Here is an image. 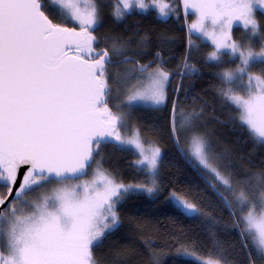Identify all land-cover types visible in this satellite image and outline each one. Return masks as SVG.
<instances>
[{
    "label": "snow or ice",
    "instance_id": "1",
    "mask_svg": "<svg viewBox=\"0 0 264 264\" xmlns=\"http://www.w3.org/2000/svg\"><path fill=\"white\" fill-rule=\"evenodd\" d=\"M47 3L79 30L53 23L45 0H0V188L6 189L0 192L4 242L0 264H99L93 248L120 226L117 205L139 195L155 198L163 191L158 182L161 148L154 142L146 144L138 128L131 135H122L121 129L129 127V112L135 107L159 109L167 104L170 73L163 68L151 72L148 65L124 55L120 62L135 68L128 69L119 89H114L108 66L113 54L123 55V48L114 41L110 54L93 46L100 17L96 0ZM182 4L185 14L197 17L190 29L215 48L207 60L220 69L215 73L222 85L220 94L238 110L239 123L254 142L264 144V27L255 15L258 8L264 9V0H182ZM150 7L160 17L174 12L158 0H118L112 14L120 20L134 8L147 12ZM235 25L245 30L244 42L233 39ZM254 38L260 43L258 52L251 47ZM225 55L238 60V66L224 67ZM254 67H261V74L254 73ZM183 68V76L199 73L187 58ZM145 79L148 83L138 86ZM114 91L119 102L110 107ZM177 115L173 102L171 133L181 154L223 187L222 192L209 183L240 230L248 264H264V173L256 183L247 177L234 181L218 165L207 138L196 131L200 113L181 110L179 119ZM182 136L187 151L181 146ZM102 144L135 150L140 157L135 166L148 182L126 184L116 179L96 159ZM93 164L91 179H85ZM34 193L39 195L32 198ZM168 201L189 218L202 214L196 203L175 191L168 194ZM234 203L247 209L239 219ZM216 223L213 219L210 226ZM189 255L183 252V257ZM149 257L150 264H160L150 247ZM197 264L236 262L224 256L217 243L215 252L197 258Z\"/></svg>",
    "mask_w": 264,
    "mask_h": 264
},
{
    "label": "trees",
    "instance_id": "2",
    "mask_svg": "<svg viewBox=\"0 0 264 264\" xmlns=\"http://www.w3.org/2000/svg\"><path fill=\"white\" fill-rule=\"evenodd\" d=\"M116 2L118 0H97L100 17L93 32L97 38L93 45L96 50L108 49L112 54L114 41L119 42L117 47L126 43L135 45V49L123 48V55L134 57L149 69L160 66L171 73L165 106L159 109L140 106L131 112L144 141L154 142L162 149L158 182L163 191L155 198L139 195L118 204L120 226L107 236L102 245L93 248L94 257L99 264H117V254L120 264H150V247L159 256L160 264H197L183 257L181 252L190 250L208 257L219 243L228 259L236 264H248L240 230L235 226L229 209L209 186L213 180L208 173L185 159L172 138L173 102L177 106V119L181 110H196L208 118L218 148L230 155V160L222 163L225 170L232 168L237 172L264 173V144L254 142L247 129L240 125L237 109L221 97L222 85L215 75L220 69L207 60L213 46L201 42L200 36L190 29V25L195 23V15L191 12L185 14L182 0H174L181 10L179 18L159 17L154 8L147 12L134 8L123 20H117L112 14ZM45 4L53 23L72 27L55 6L49 5L47 0ZM255 15L264 27V11L257 10ZM232 35L238 42H244L246 32L236 25ZM251 47L260 49L258 38L251 41ZM186 58L199 69L198 74L182 75ZM122 59L113 54V63L108 66L109 74L112 70L122 69L119 66ZM223 60L226 62L224 67L234 69L239 64L238 60L233 62V58L227 55ZM252 71L261 74V67H254ZM137 158L134 150L122 151L114 144H102L100 155L96 157L104 169L126 184L148 182L146 174L135 166ZM173 191L196 203L202 214L189 218L179 213L168 201V194ZM0 192H6V189L0 188ZM239 218L236 215V219ZM213 219L218 223L210 226ZM249 248L255 258L251 241Z\"/></svg>",
    "mask_w": 264,
    "mask_h": 264
},
{
    "label": "rangeland",
    "instance_id": "3",
    "mask_svg": "<svg viewBox=\"0 0 264 264\" xmlns=\"http://www.w3.org/2000/svg\"><path fill=\"white\" fill-rule=\"evenodd\" d=\"M96 2H97V0H96ZM145 2L146 3H150V0H145ZM175 2H174V0H158V3L159 4L162 5L164 3H167V4L170 5V7L172 9H174L173 14L169 15L168 17L174 16L175 18H177V17L179 18L181 10H180L179 5L177 3H175ZM116 4H117V2L115 3V5ZM115 5H114V7H115ZM150 8H154V7H150ZM154 9L157 12V9L156 8H154ZM258 10L264 11V9H259V8H258ZM113 11H114V8H113ZM168 17H164V18H168ZM124 18H125V16H124ZM123 19H120V20H123ZM196 20H197V17L195 15V22H196ZM69 24H71L72 27H77V25L75 24V22H73L71 20H69ZM66 27H70V26L66 25ZM77 29H78V27H77ZM194 33L197 34L198 36H200L201 42H208V43H210L212 45L211 41L208 38H206L204 35H202L199 32H196V31H194ZM121 47L124 48L125 50H130L131 48L132 49H135L136 48L135 45L132 46V45H130L128 43L124 44ZM252 48H253L254 51H257V52L260 50V49L254 48V47H252ZM214 50H215V48L213 46V51ZM116 55L118 57H123L124 56V55H120V54H116ZM119 66H122V69H116L115 71L112 70V72L109 74V76H110V84L113 86L114 89H119L120 84L122 83V79L121 78L122 77H125L127 75V70L128 69H134L135 68V66H133L132 64H124V63H121ZM157 68H162V67H160V66L152 67V68L149 69V71L154 72ZM163 70H165V69H163ZM137 75H139V73H137ZM170 78H171V73H170ZM170 78H169V82H168V86H167V95L169 93L168 88H169V84H170ZM131 83H136V81L133 80V81H131ZM147 83H148V81L145 79V80L142 81V84L141 85H138V86H143V85H146ZM117 94H118L117 91H114L113 92V100L109 104L110 107H113L116 103L119 102V101H117L115 99V97H116ZM239 94L243 95V92H240ZM221 97L223 98V100L225 102H228L222 95H221ZM142 107H150V106H142ZM132 110L129 112V116H128L129 127L127 129H121V134L122 135H131V132H132L133 129H136V128L139 129L138 124L136 122H134V120L132 119V116H131ZM182 111L184 113H186V114L192 112V111H186V110H182ZM238 115H239V113H238ZM178 119H179V116H178ZM196 131L199 132L200 134L206 135L205 137L207 138V140H208V142H209V144L211 146V150H212L213 154L217 157V163L220 162L221 163V166L220 167L221 168L223 167V170H225V167L223 166L222 163H224V161H226V159L230 160L229 152L226 153L225 151L220 150L218 148L219 146L217 145L216 141L214 140L213 126H212L211 123H209L208 118L205 117L201 113H200L199 121L197 122ZM181 146H183L185 148V151L188 150L187 139L185 137H183V136L181 137ZM161 151H162V149H161ZM134 152H135V150H134ZM138 159H140L139 155H138L137 160ZM193 163L195 164L194 161H193ZM95 167H92L91 168V170L89 171V175H87V176L84 177L85 179H91V172H92V169H94ZM204 171L206 173H208L206 170H204ZM230 171L229 170H226L227 173H230L232 175L234 181H243L247 177V178H251L253 183H256L257 177L261 174V173L258 174L255 171H249V170H246L244 172H237V171L233 170L232 168L230 169ZM208 175L213 180L212 181L213 183H215V184L218 183L217 181H215V178L212 176V174L208 173ZM145 183H147V182H145ZM216 186H217V188H219V186L217 184H216ZM219 190L222 191V192L224 191L223 187H221V186H220ZM37 195H39V193H34L32 198H35ZM225 195H228L230 199H233L234 200V197L231 194L225 193ZM233 207H234V210H235L237 216H239V217L241 215H243L246 212V210H247L246 208L242 210L235 203H234V206ZM3 243H4L3 240L0 239V249L1 250L3 249ZM185 251L190 254L189 257H188V259H192V260H194L196 262H197V258H207V257L199 256V255L195 254L194 252H192L190 250H184V251H182L181 252V255L182 256H183V252H185ZM5 254H6V251H5Z\"/></svg>",
    "mask_w": 264,
    "mask_h": 264
},
{
    "label": "water",
    "instance_id": "4",
    "mask_svg": "<svg viewBox=\"0 0 264 264\" xmlns=\"http://www.w3.org/2000/svg\"><path fill=\"white\" fill-rule=\"evenodd\" d=\"M23 171H24V169L22 168V169H21V173H23ZM17 183H19V180L17 181ZM14 191H15V189H14ZM9 199H11V197H10ZM0 250H1V249H0Z\"/></svg>",
    "mask_w": 264,
    "mask_h": 264
}]
</instances>
